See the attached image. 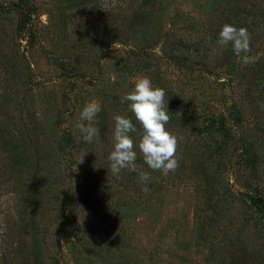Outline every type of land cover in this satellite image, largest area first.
I'll use <instances>...</instances> for the list:
<instances>
[{
  "label": "rangeland",
  "instance_id": "1",
  "mask_svg": "<svg viewBox=\"0 0 264 264\" xmlns=\"http://www.w3.org/2000/svg\"><path fill=\"white\" fill-rule=\"evenodd\" d=\"M20 1L27 2L32 10L35 38L32 44L18 40V15L0 14V91L6 86L5 70L10 59L16 54L24 57L32 72L30 86L27 72H23L19 81L7 77L13 88L15 85L29 90L21 101L26 103L21 115L26 122L34 118L38 125L46 126L42 145L51 152L46 151L35 177L39 179L36 190L40 195H31L28 202L36 208L35 230H29L22 238L9 235L17 221V194L11 185H4L8 183L7 176L0 178V264H212L208 257L220 237L213 244L199 239L196 222L205 188L197 175L177 169L152 180L154 183L141 195L133 190L119 193L118 190L124 189L121 186L112 191L113 196L110 190H103L106 201L101 205L100 190L83 189L80 182L87 172L107 170L108 156L113 150L111 124H115L113 117L117 114L103 113L98 120V113L92 126L100 130V135L92 143L82 141L79 152L73 148L55 155L53 141L66 130L81 135L77 125L87 126V121L80 120V113L88 103L96 102L109 111H115L114 106L129 109L121 98L132 91L138 78L148 77L154 88L164 89L168 112L194 121L208 140L211 137L208 127H201L207 122L206 117L228 115V107L236 106L242 111L240 126L232 118L227 119L236 137L249 140L250 135L254 136L257 144L253 140L252 143L260 153L264 152V88L247 90L248 82L256 76L250 69L264 59V29L258 32L259 37L249 33L251 51L247 55L258 56L256 62L245 65L235 55L234 63L225 67L221 64L230 57L231 45L224 48L218 41L209 42L204 49L198 45L207 38L206 30L214 22V16L207 10L210 2H217L214 8L217 10L225 5L224 0H160L164 12L155 20L159 27L157 37L151 39V30L140 28L137 30L142 31L123 36L122 40L117 31L113 38L103 36L105 21L101 15L112 6L109 0H97L101 5L98 13L90 11L94 0H0V3ZM112 1L118 3L115 6L119 9L128 3V0ZM89 34L92 43L86 42ZM167 39L180 42L181 50L188 49L185 53L194 55L189 56L191 60L198 59L194 51L199 50L201 59L193 65L174 64L169 55L176 46ZM257 39L262 42H256ZM19 70L17 65L16 73ZM255 96H259L257 102ZM247 103L261 104L258 109ZM19 111L10 109V115ZM57 118L56 128L53 121ZM216 139L220 143L225 141ZM209 142L219 152L213 141ZM235 142H227L224 157L228 160L238 151ZM259 171L257 179L251 180L250 169L229 162L224 180L235 195L244 193L252 183L264 199V162ZM41 182L45 183L40 187ZM55 193L60 198L56 199ZM70 195L75 198L69 204ZM126 208H132L131 212Z\"/></svg>",
  "mask_w": 264,
  "mask_h": 264
},
{
  "label": "trees",
  "instance_id": "2",
  "mask_svg": "<svg viewBox=\"0 0 264 264\" xmlns=\"http://www.w3.org/2000/svg\"><path fill=\"white\" fill-rule=\"evenodd\" d=\"M109 1L112 6L104 14L102 12L101 15L105 21L102 26L104 37L113 38L112 34L117 31L118 38L122 40L123 36L135 34L137 31L145 29L147 31L151 30V39L157 37L159 27L155 25V20L161 17L164 12L163 4L160 3V0H128L127 4L122 3L124 5L121 9L115 6L118 3L112 0ZM223 2L225 5L217 10H214L217 2H210L207 10L211 11L210 14L214 16V22L206 30L208 33L207 38L202 39L198 43L200 48L204 49L209 42H217L219 32L225 24H230L237 28H246L249 33L257 37H259L258 32L262 28L264 29V0H224ZM99 3L97 0L92 1L90 3V11L98 13L101 6ZM3 12H14L18 15L16 25L17 39L32 44L35 38L31 23L32 10L27 2H2L0 3V14ZM144 14L148 15V17H143ZM140 28L142 30H137ZM91 36L90 34L86 36L87 43H92ZM167 40L173 42L172 46H176L172 49V54L169 55L171 62L174 64H182L183 62L184 66L186 64L193 65L197 63L195 60L201 59L199 50L194 51L197 53L196 57L198 59L191 60L189 56L194 58V55L190 52L186 54L185 52H188V49L181 50L183 47H181L180 42ZM258 42L261 43L262 41ZM229 56L221 66L230 67L234 63L235 54L232 49H230ZM10 60L7 70L4 68L7 73V75L5 73L6 86L3 91H0V178L7 176L8 183L3 184L5 186L8 185V187L11 185L12 191L17 194L15 211L17 221L15 229L11 228L9 235L22 238L29 230L34 231L36 227V208L34 209L35 206H29L28 202L31 195H40L36 190L39 179H35V177L41 170L46 151H50V149L42 145L46 126L38 125V121H35L36 119L34 118L26 122L21 115L23 105L26 104L21 101L29 95V90H23V86L16 87L14 85L13 88L10 85V77H15L19 81V78L21 79L24 76L23 72H27L28 86H30L32 81L30 65L24 57H19L17 54L13 55ZM17 65L21 68L19 73H16ZM203 66L205 67L206 65L204 64ZM250 71L256 76L248 82L247 90L250 91L251 87L255 88V90L263 89L264 59L261 63L254 65ZM254 98L257 102L259 96ZM247 104L253 107L256 106L259 109V104L261 103ZM10 109H20V111L16 115H10ZM114 109L115 111H109L106 107L101 106L98 120H100L103 113L112 114L113 116H115L113 113H116L117 115L131 118L137 131L130 133V135L134 142L138 144L142 130L132 113L129 112L127 107L114 106ZM227 112L229 113L228 115L221 113L218 118L213 116L206 117L207 122L204 121L205 125L202 124L201 127H208L207 132L209 131L211 135L209 140L204 136L203 129H198L194 121L175 116L170 112L171 119L166 128L178 139L176 155L179 167L177 169H187L189 173L197 175L204 182L205 192L202 196V210L196 222V228L199 232L198 236L200 240L211 244H213L212 241L214 239H219L220 237V242H218L217 247L214 248L208 257L209 262L212 264H264V199L252 187V183L247 185V190L244 193L235 195L224 180V171L228 163L234 161L250 169L251 175L249 179H257L256 176L260 175L259 165L264 162V152H261V155L260 150L252 143L253 141L255 142L254 136L250 135L251 139L249 140H246V138L239 139L236 137L231 125H229L227 119L232 118L233 123L240 126L242 111L232 105L228 107ZM105 120L108 119L106 118ZM58 122L59 119H55L53 127L57 128ZM111 126V133H113L114 124H111ZM257 134H260L259 131ZM216 137L224 138L225 141L220 143ZM210 140L213 141L212 144L216 145L215 147L219 152H216V149L213 150ZM232 140L238 142V151L234 154V157H230L228 160L224 157V153H226L228 147L227 142ZM77 141L78 144H76ZM82 141V135H74L70 130L63 131L60 136L54 138L55 149L53 152L54 154H61L73 148L76 149V152H79L82 147ZM255 144L257 143L255 142ZM136 151L138 171L132 172L125 169L120 172L119 176H114L110 172L109 162L107 170L99 171L98 173H85L81 179L80 186L83 189L93 191L94 187H97L101 193L99 196H102L101 205L105 204L106 201H104L102 192L110 190L112 195V191L114 189L117 190V186L124 188L118 190L119 193L133 190L141 195L145 186L148 189L154 183L152 180L156 181L163 174L160 171L151 170L144 163L142 155H140V152L138 153V149ZM96 162H99V160H95ZM141 171L149 174L148 181L141 182L139 180L138 173ZM16 182L17 186H15ZM44 183H39V186L41 187ZM202 192L199 189V193L202 194ZM99 196L95 199L96 201H98ZM55 197L56 199L60 198V194L55 193ZM74 198L75 196L70 195L68 203L70 204ZM126 209H129L130 213L132 208ZM257 214H260V216L257 217ZM66 216L68 215L65 214ZM37 230L39 231V228ZM24 244L26 243L24 242Z\"/></svg>",
  "mask_w": 264,
  "mask_h": 264
},
{
  "label": "clouds",
  "instance_id": "3",
  "mask_svg": "<svg viewBox=\"0 0 264 264\" xmlns=\"http://www.w3.org/2000/svg\"><path fill=\"white\" fill-rule=\"evenodd\" d=\"M218 44L224 48L231 45L233 53L242 58L247 65L256 62L257 57L248 56L251 51V36L246 28H237L225 24L219 32ZM243 54V55H242ZM165 91L153 87L148 77L138 78L132 91L121 98V103H127L132 116L142 130L139 143H135L130 133L137 131L131 118L116 115L114 117L113 150L108 156L109 169L112 175L119 176L122 170L138 171L137 151L143 157L144 163L153 171H160L163 175L175 172L179 167L177 158L178 139L169 132L166 125L170 122V113L165 104ZM101 107L98 103H88L80 113V120L87 121L77 125L84 142L92 143L99 137L100 130L92 126ZM83 162V158L81 162ZM139 180L146 182L149 174L139 172ZM147 191V187L143 189Z\"/></svg>",
  "mask_w": 264,
  "mask_h": 264
}]
</instances>
